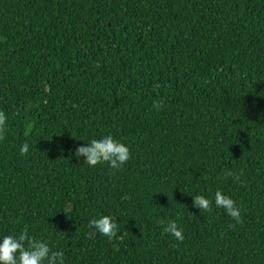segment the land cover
I'll list each match as a JSON object with an SVG mask.
<instances>
[{"label": "trees", "instance_id": "obj_1", "mask_svg": "<svg viewBox=\"0 0 264 264\" xmlns=\"http://www.w3.org/2000/svg\"><path fill=\"white\" fill-rule=\"evenodd\" d=\"M0 111V234L66 264H264V0H0ZM108 133L125 165L75 158ZM218 190L241 222L192 206Z\"/></svg>", "mask_w": 264, "mask_h": 264}, {"label": "clouds", "instance_id": "obj_2", "mask_svg": "<svg viewBox=\"0 0 264 264\" xmlns=\"http://www.w3.org/2000/svg\"><path fill=\"white\" fill-rule=\"evenodd\" d=\"M155 108L159 109L160 104L154 102ZM7 124V116L0 111V133ZM30 145L24 142L20 146V154L29 153ZM73 155L79 161L88 166H96L98 163H107L112 169H119L131 158L130 148L126 143L116 139L112 134H103L88 142L80 144L75 148ZM239 178L238 175L236 177ZM193 198L192 206L201 211L212 210L213 203L216 208L224 209L226 214L241 222V209L237 203L227 194L218 190L215 193L214 201L205 195H197ZM164 225L163 232L175 237L179 241L184 240V229L179 226L176 219L161 221ZM90 226L100 235L112 239L119 232V225L116 218L111 215H99L91 219ZM0 264H66L65 253L54 250V247L47 239H37L28 233L27 228L16 234H0Z\"/></svg>", "mask_w": 264, "mask_h": 264}]
</instances>
